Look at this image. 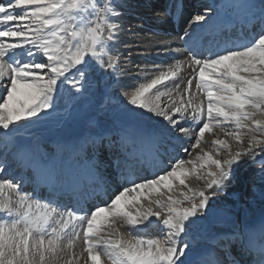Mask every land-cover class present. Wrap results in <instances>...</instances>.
Masks as SVG:
<instances>
[{
  "label": "snow or ice",
  "instance_id": "1",
  "mask_svg": "<svg viewBox=\"0 0 264 264\" xmlns=\"http://www.w3.org/2000/svg\"><path fill=\"white\" fill-rule=\"evenodd\" d=\"M125 3L0 0V174L11 154L37 177L27 192L23 176H0V264H224L218 252L231 257L234 243L249 264H264V193L254 218L211 207L242 158L255 163L257 149L264 152V0L202 5L176 37L182 47H171L175 41L158 46L157 55L174 62L142 67L129 84L121 83L117 49ZM163 12L169 19L183 16V6ZM249 25L256 30L245 35ZM184 68L191 75L177 83ZM93 83L102 86L101 110L115 94L119 128L107 149L120 182L111 188L98 179L91 160L90 191L66 203L56 195L65 188L56 162L39 158L38 149L13 133L48 116L65 97H81ZM185 122L189 126L181 127ZM206 133L214 137L208 149L201 147ZM185 139L200 149L195 156L169 155ZM260 163L264 179V159ZM193 176L203 188L190 186ZM41 184L50 190L43 193ZM202 220L208 228L198 225ZM217 224L229 228L217 230ZM122 227L130 230L127 238ZM151 227L160 235L131 234ZM231 264L240 262L232 258Z\"/></svg>",
  "mask_w": 264,
  "mask_h": 264
},
{
  "label": "rangeland",
  "instance_id": "2",
  "mask_svg": "<svg viewBox=\"0 0 264 264\" xmlns=\"http://www.w3.org/2000/svg\"><path fill=\"white\" fill-rule=\"evenodd\" d=\"M141 2H142L141 0H126L125 7L123 9V15L119 19V23L122 27V31H121L120 36H119V43L117 45V49L120 51L119 69H120V72L122 74L121 83H123V84L132 83L135 80V78L137 77L139 69H141L142 67H147L149 69L151 67H153L154 65H159L160 67H164V66H168L174 62L173 59H171V58L169 59V61L161 60L160 58H158L156 63H151L152 61H148V60L142 61V59L139 58V55L145 53L148 49H150V47H158V42L150 41L151 38L148 37L147 34H144L143 32H141L142 29L140 28V25L141 24L146 25L145 21L134 18L135 15L136 16H139V15L143 16L146 14L150 15V13H151V11L148 8L142 9L141 4H140ZM197 2L199 3V0ZM193 7H195V4L193 5ZM194 10H195V12H194ZM140 11H143V14H138V12H140ZM193 12H194L193 13V15H194V14H197L199 12H203V10L199 9V7L196 6L195 9L193 8ZM155 13H157L156 10H155ZM168 24L170 25V21ZM152 35L155 36L154 34L149 32V36L152 37ZM161 39H166V41H164V42L171 41V39H168V38L162 37ZM177 44H180V42L176 41L175 43H173V45L178 46ZM173 45L171 44V47L174 48ZM160 51L162 52V50H160ZM162 56H164V55H162ZM141 75H143V74H141ZM190 75H191V72L185 74V78L186 77L188 78V76H190ZM178 83L183 84V82H181V81H179ZM101 87H97L96 84L93 83L92 87L87 92L88 95L93 96V94L95 92L102 95ZM118 91H119V89H117V92ZM113 97L115 98V94ZM82 99H84V97H82ZM77 100L78 99L69 100L67 97H65V99L62 100L61 102H59L56 109L53 110L48 116L41 117V119L37 123H35V125H30L31 127L33 126L32 128L31 127L26 128V131L28 130L27 133L28 132L29 133L35 132L33 135L35 136L36 140L39 139L38 140V142H39L38 146H39L41 152L45 151V150H42V149H44V147H43L44 145L42 144L43 139H41V136H44L47 139L48 136L46 137V135H45V134H47V131L59 128L60 127L59 123L62 121V119L59 121V119H60L59 117L61 115L60 114L61 112L59 113V111H61V109L66 107L65 112H64L66 114L67 105H69V104L71 105L72 104L71 102H75ZM93 103H94V101H93ZM113 104H115V103H111L108 105L106 104L104 112L107 115L112 113V112H108V110H106L107 106H110ZM94 105L96 106V103ZM113 108H115L114 105H113ZM99 110H101V109H99ZM113 112H115V111H113ZM55 115H56V117H55ZM65 118H66V116H65ZM187 124L188 123H186V127H187ZM35 127H37V128H35ZM50 127H52V129ZM183 127H185V126H183ZM45 129H49V130H46V132H44ZM216 130L218 132L220 131L219 129H216ZM26 131H23V133ZM37 131H38V133H37ZM217 131H215V132H217ZM79 132H80V130H79ZM38 135H41V136L37 138ZM207 136H208L207 138L204 137L206 142L201 145V147L204 149L209 148L210 142L214 138L210 134H208ZM19 137H22V136L20 135ZM187 140H188V144H186L185 147H180V149H179L180 150V158H183L185 160L194 157L195 152H198L200 150L199 148L198 149H192L191 148V143H194V139H191V140L185 139L183 141H187ZM261 147L264 148V145H262ZM185 148H187V150H188L187 152L184 151ZM232 150L235 151L233 148H232ZM49 151L50 150H48L46 152H49ZM257 151L259 153V156L257 157V160L255 163H253L251 161V158H242V159H244V161L243 162L241 161V163L234 168L232 179L227 182L226 187L221 192H219L217 194V196L215 197V199L212 201L211 207L213 210H215V209H229V210L239 214V213H242L240 211V208L243 206V203H246V205H247L248 203L252 202L250 196H252L253 194H255L257 192L256 188H257L258 181L260 180V178H259L260 177L259 170L261 168L260 160L264 159V152H261L260 149H257ZM49 153H53V152H49ZM188 153H191L192 156L190 157L188 155ZM219 158L223 159L224 157L220 155ZM199 186H200V188H203L204 181H200V185H198V186L194 185L193 188H198ZM154 220H155V218H154ZM197 223H198V225H202L203 227L206 225H209L208 220L198 221ZM217 226H220V228L224 229V230L229 228V225H227V224H217ZM125 230H126V228H125ZM157 235H160L159 231L157 232Z\"/></svg>",
  "mask_w": 264,
  "mask_h": 264
},
{
  "label": "bare ground",
  "instance_id": "3",
  "mask_svg": "<svg viewBox=\"0 0 264 264\" xmlns=\"http://www.w3.org/2000/svg\"><path fill=\"white\" fill-rule=\"evenodd\" d=\"M194 2H197V1L194 0ZM200 2L205 3L207 5H213V4H226L229 2V0H201ZM201 6L202 5L199 6V9H202ZM153 14H158V13L153 12ZM245 35H247L246 32H245ZM177 45H178V47H182L181 42H180V44H177ZM178 57H181V56H178ZM161 68L163 69V67H161ZM164 68H166V67H164ZM189 71L191 72V70L189 68H184L179 75V79H178L177 83L179 81L184 83L187 79V77L185 78V74L190 73ZM149 75H151V74H149ZM82 97H84V99H82ZM77 99L78 100L75 102H72V104L70 106L67 105L68 107L66 109L67 110L66 114L64 113L65 108L62 111V113L59 112L61 114L59 117L60 118L59 121L62 119V121L59 123L60 127L57 129H54V130L52 128H51L52 130L48 129L49 131H47V134H45V135H46V137L48 136L49 138L47 137V139H46L45 137H43V138L41 137V139H43V141H42L43 145L49 142V143H54L53 147H56L58 145L64 147L68 144H72L74 142V140H76L77 136H79L80 134L93 136V135L109 133V132H113V133L117 132V130L119 128V120L116 119L117 109L113 108V105L107 106L108 109L106 108V110H108V112H112L109 115H107L104 112V110L98 109L100 102L102 101V95H100V96L95 95L94 98H91L90 96L89 97L81 96ZM164 99H166V98H164ZM93 101H94V103H93ZM95 103H96V106L94 105ZM113 111H115V112H113ZM65 116H66V118H65ZM55 117H56V115H55ZM29 127H31V126H29ZM79 130H80V132H79ZM23 131H26V129H22L18 133H13V136L16 137V136L21 135L22 136L21 138L25 139L24 141H21L20 143L31 145V144H36V142H38L39 139L36 140L35 137L32 138L33 137L32 134H34L35 132L34 133H32V132L27 133V131H28L27 130L26 132L23 133ZM215 131H217V130H215ZM216 134L218 136L223 135V133H221L220 131L219 132L217 131ZM207 135L208 134L206 133L205 138L208 137ZM17 140H18V138H17ZM1 146H2V141H0V156H3V148ZM231 146L234 150H236L238 147V145L235 143H232ZM243 147H247L246 142L243 145ZM35 149H38V152H41L38 144H36ZM42 150H45V149H42ZM48 150H50L49 152H53V154L56 153V151H54L53 148L49 147ZM195 154H196V152H195ZM226 155H227V153H224V152L221 153V156H223V157H225ZM245 158H248V157H245ZM243 161H244V159H242V162ZM259 178H260V180L262 179L261 176ZM260 180L258 181V184H257V188H256L257 192L255 194H253L252 196H250L252 202L248 203L247 205H246V203H243V206L240 208L241 212L246 211L248 213L249 217H251V218L258 216L259 210L262 206V201H261L260 197H261V194L264 193V179H262L261 181ZM200 181H203V180H197L195 178V176H193L189 179L188 183L190 184L191 187H193L194 185L195 186L200 185ZM199 188H200V186H199ZM7 195L10 198H14V194L11 192L7 193ZM208 227H209V225L204 226V228H208ZM125 228H127V227H122L119 229V231L125 238H127L129 236V232L127 231L128 229L125 230ZM152 228H154V227H151L148 229H152ZM215 228L217 230H221L220 226L216 225ZM153 236H156V235H153ZM197 242H198V244L205 243L204 241H201L199 239L197 240ZM77 250H79V249H77ZM81 264H83V260H81Z\"/></svg>",
  "mask_w": 264,
  "mask_h": 264
}]
</instances>
